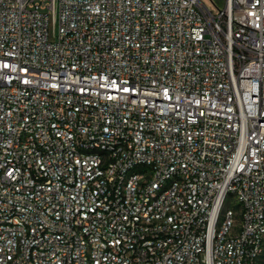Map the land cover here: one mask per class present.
<instances>
[{"label":"built area","instance_id":"1","mask_svg":"<svg viewBox=\"0 0 264 264\" xmlns=\"http://www.w3.org/2000/svg\"><path fill=\"white\" fill-rule=\"evenodd\" d=\"M0 264H264V0H0Z\"/></svg>","mask_w":264,"mask_h":264},{"label":"rangeland","instance_id":"2","mask_svg":"<svg viewBox=\"0 0 264 264\" xmlns=\"http://www.w3.org/2000/svg\"><path fill=\"white\" fill-rule=\"evenodd\" d=\"M203 1L208 5L213 4L215 7H222L225 3V0H203ZM49 32H50V37L52 38L56 34V26L52 18L49 21Z\"/></svg>","mask_w":264,"mask_h":264}]
</instances>
